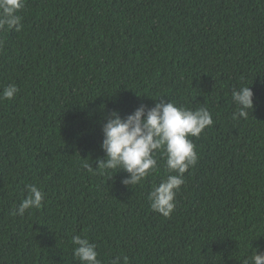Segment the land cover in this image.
<instances>
[{"label": "trees", "instance_id": "trees-1", "mask_svg": "<svg viewBox=\"0 0 264 264\" xmlns=\"http://www.w3.org/2000/svg\"><path fill=\"white\" fill-rule=\"evenodd\" d=\"M18 14L21 31H0V93L19 89L0 101V264H80L73 235L102 264H241L264 252V0H25ZM246 85L253 108L234 120L232 90ZM159 96L214 121L190 137L198 160L169 217L148 200L169 174L159 153L137 185L83 167L104 157L108 112ZM27 185L42 207L12 215Z\"/></svg>", "mask_w": 264, "mask_h": 264}, {"label": "clouds", "instance_id": "clouds-1", "mask_svg": "<svg viewBox=\"0 0 264 264\" xmlns=\"http://www.w3.org/2000/svg\"><path fill=\"white\" fill-rule=\"evenodd\" d=\"M25 6V0H0V31L22 30V17L18 14ZM250 85V84H249ZM249 85L233 88L231 93L235 111L234 120L247 119L253 108V92ZM18 87L8 84L0 93V101L12 100ZM153 106L141 103L132 112L121 116L118 109L108 112L101 123L102 141L100 147L103 159L93 168L91 163L83 164L90 173H114L123 170L128 175L121 183L130 186L140 184L151 172L157 170V153L165 159L168 171L166 178L154 185L148 193L150 208L164 217H169L176 208L175 197L184 184V173L198 160L195 145L190 137H199L206 127L213 125L212 114L206 107L189 108L177 106L173 101L159 96ZM104 105H102L103 109ZM108 177V178H109ZM28 195L11 214L23 216L27 210L40 209L45 194L36 185L26 186ZM73 256L80 264H102L98 259L97 245L86 235H73ZM110 264H129L126 255H116ZM241 264H264V252L255 249Z\"/></svg>", "mask_w": 264, "mask_h": 264}]
</instances>
